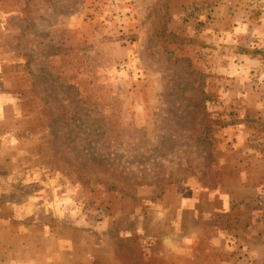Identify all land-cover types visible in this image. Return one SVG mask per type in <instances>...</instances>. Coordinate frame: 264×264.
Returning a JSON list of instances; mask_svg holds the SVG:
<instances>
[{
    "label": "rangeland",
    "instance_id": "1",
    "mask_svg": "<svg viewBox=\"0 0 264 264\" xmlns=\"http://www.w3.org/2000/svg\"><path fill=\"white\" fill-rule=\"evenodd\" d=\"M0 264H264V0H0Z\"/></svg>",
    "mask_w": 264,
    "mask_h": 264
}]
</instances>
